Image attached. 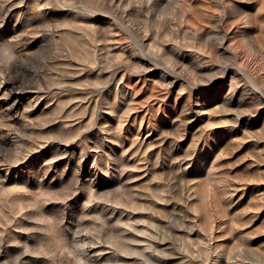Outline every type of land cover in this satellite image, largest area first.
<instances>
[{
	"label": "rangeland",
	"instance_id": "rangeland-1",
	"mask_svg": "<svg viewBox=\"0 0 264 264\" xmlns=\"http://www.w3.org/2000/svg\"><path fill=\"white\" fill-rule=\"evenodd\" d=\"M248 29L264 0H0V264H264Z\"/></svg>",
	"mask_w": 264,
	"mask_h": 264
},
{
	"label": "bare ground",
	"instance_id": "bare-ground-1",
	"mask_svg": "<svg viewBox=\"0 0 264 264\" xmlns=\"http://www.w3.org/2000/svg\"><path fill=\"white\" fill-rule=\"evenodd\" d=\"M249 29L245 31L244 38H248V48L247 51H253V53L259 58L257 59L258 61L260 60L262 63V68L260 70L261 76L264 78V49L260 45V43L256 39H251L249 36ZM246 43V42H245ZM194 106L189 105V109L193 108ZM187 109V108H186Z\"/></svg>",
	"mask_w": 264,
	"mask_h": 264
}]
</instances>
